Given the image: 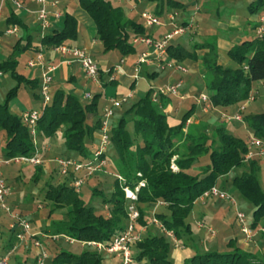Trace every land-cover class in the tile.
<instances>
[{
  "label": "trees",
  "instance_id": "trees-1",
  "mask_svg": "<svg viewBox=\"0 0 264 264\" xmlns=\"http://www.w3.org/2000/svg\"><path fill=\"white\" fill-rule=\"evenodd\" d=\"M78 1L95 22L96 36L105 53L119 50L126 56L136 51L132 37L145 33L141 23L127 20L122 8L116 6L112 0ZM263 8L264 0H257L249 5L251 13H258ZM15 21L19 23L18 20ZM77 36V18L67 13L63 18L62 29L52 30L41 41L47 46H56L74 40ZM207 46L209 50L202 56L195 49L189 50L174 41L167 50L170 58L178 62L188 58L202 59L205 85L213 106L227 108L239 104L240 107L252 93L254 83L264 82V38L256 36L233 46L228 51V56L236 64L235 67L225 66L219 61L215 44L207 43ZM17 67L18 61L14 53L0 64V70L10 72L17 81L6 100L0 103V129L4 130L6 136L3 146L6 157L32 155L36 151L29 128L20 116L11 112L9 102L17 95L21 85L35 83L33 87H38L40 80L27 79L19 73ZM163 96L166 95L160 97L159 103L153 101L150 88L139 100L128 104L130 106L116 121L115 117L120 110L115 111L111 120L110 147L116 154V170L132 188L141 179L146 181V185L138 191L135 204L140 212L136 227H146L147 231L145 229L141 240L134 245L133 257L135 261L146 260L148 264H175L171 258L174 245L172 238L155 227L153 217L159 219L167 230L185 243L188 239V243L197 240L194 237L193 222L189 221L196 200L212 186L219 185L222 178L229 177L233 171L241 170L232 178L233 188L242 199L254 205L253 219L249 225L252 228L260 225L261 230L264 228L262 158L247 160V141L233 134L224 123L212 129V134L208 132V125H187V120L194 114L195 106L183 115L178 125L171 126L162 106L171 98ZM100 98L101 94L98 93L89 103H84L77 95L58 90L41 114L37 140L40 137L51 138L62 130L65 148L79 155L72 157L66 152L67 156L64 157L80 161L92 159L93 153L86 147L85 142L87 137L93 141L95 134L99 132L103 117L99 106ZM126 106L127 103L123 107ZM90 120L93 122L90 123ZM130 121L132 129L129 128ZM242 121L248 124L253 136L264 139V112L248 115L244 112ZM175 156L178 170L171 167L172 158ZM195 168L197 170L193 172ZM67 177L71 178L69 183L57 184L49 181L45 194L52 202L50 214L56 210H67L68 226L56 229L54 233H46L67 234L77 240L108 242L127 228L131 201L126 197L123 184L117 178L111 192H93L94 196H100L103 203L108 205L109 214L106 215L99 212L96 206L87 203L81 191L76 190L73 174ZM159 201L163 202L166 210L151 214L150 204ZM61 239L65 240L61 237L55 241ZM228 245L227 249H207L204 253H199L196 248L195 253L184 264H264L259 254L237 246L234 239ZM203 247L207 248V245L204 244ZM82 248L84 251L81 252L60 249L51 255L50 264H103L104 254L90 246Z\"/></svg>",
  "mask_w": 264,
  "mask_h": 264
},
{
  "label": "crops",
  "instance_id": "crops-1",
  "mask_svg": "<svg viewBox=\"0 0 264 264\" xmlns=\"http://www.w3.org/2000/svg\"><path fill=\"white\" fill-rule=\"evenodd\" d=\"M22 1L24 4V8L21 10L16 8V6L10 0H5L3 2V20L1 22V28L5 29L10 25L17 24L20 27V33L17 35L2 34L0 42V64L5 62L14 53L15 58L18 61L17 69L19 73L24 75L29 80H40V68H31L27 65V62L31 58H33L41 48H43L46 61L50 64L57 65V69L53 74V83L51 89L52 98L58 90H64L67 93L77 95L80 99L83 98L86 92H90V87L88 83L89 79L86 78L84 70L81 64L76 60V58L72 55L63 56L54 50V46H47L41 41L44 35L51 32L52 30L62 29L63 18L65 14L70 13L77 18L78 36L76 39L70 40L65 44H72L86 49L99 63V66L101 68V85H97L91 80L90 81L93 83L94 87H97V92H95L94 95L98 93L101 94L99 106L100 112L102 114L103 108L108 103L110 97L123 96L131 92L132 96L131 98H129V100L133 98L136 99V96L138 95L141 97L144 96L152 86L182 81L180 95H166L170 96L171 100L168 103L162 104L164 111L168 116L169 124L171 126L178 125L181 122L183 115L193 106H195V111L190 118L196 119L193 122L194 124L203 121H206L207 123L211 122L207 114L208 110H204L203 104L199 103L196 98L197 94H200L202 92L207 93L204 89L202 90L200 88V84H196V79L197 82L199 80V72L204 70L202 59L188 58L180 62L188 68V72H181L169 68L165 70H160L153 63H144L141 66L139 77L135 78L134 68L137 63V60L142 54V52L148 49L145 44H140L139 47L134 44L136 48V51L134 53H131L126 56L121 55L117 61H114L112 59H109L107 56V54L111 51L106 53L103 51L102 43L96 36L97 30L95 22L88 15V13L80 6L78 0H58V5L56 7L49 5L48 8L51 12L61 9L60 12L62 13V16L59 19H56L53 16V24L51 28H49L45 32L42 31L39 21L37 19L36 11L40 7L39 4L31 0ZM112 1L116 6L122 8L125 14V18L127 20H133L143 25V27L145 28V33L141 35L162 37L167 32L172 31L174 29V25L172 24L170 15L173 13L177 14L176 19L174 21L177 24H188L190 22H193L194 27L185 34L175 36L174 43L181 44L189 50L195 49L196 53L199 56H202L209 50L207 43L210 42L208 39L205 40L204 38H208L213 32V29L215 28L225 30L226 32H232L226 38L223 37L220 39L219 48L222 52L226 53L227 56L228 51L236 44L240 43L243 40L252 39L256 37L254 26L258 22L259 15L263 14L264 10L263 8L258 13H250V15L246 18H242L238 10L239 2L242 0ZM144 1L146 2L145 7L140 8V5ZM250 1V4L254 2L252 0ZM198 5L199 9H197ZM224 9L227 10L226 15H223L222 11H225ZM146 10L158 15L161 20H163L165 23L161 26L147 28L144 25L143 18L141 16L142 13ZM15 20H18L19 23H17ZM212 24H216V27H212ZM134 37L136 36H133L132 39ZM18 42L19 44L17 45ZM197 46L203 47L199 48ZM25 47L26 50H24ZM140 49H143L141 51V54H139L138 52V50ZM221 51H218L219 61ZM122 58H125L126 60L123 69L122 71L115 73V79L111 80L110 74L106 72V69L118 64ZM131 61L133 62L129 63ZM257 83L259 84V86H262L264 84L263 81H259ZM34 84L35 83H24L23 85H21L17 95L13 97L12 100L9 102V107L13 114L21 117L24 111L37 109L33 105L31 107H26V103L28 104L30 100H32L33 103H35L37 99L42 100L40 95V85L38 87H33ZM16 85L17 81L11 76L10 72H4V75L0 80V103H3L6 100L9 91ZM23 86L25 88L31 87L33 88V90L37 89L39 93H34L33 97L30 93V96H27V93L24 94L22 92ZM192 97L195 98V101H197V103H191L189 101L193 99ZM128 101L126 103H128ZM184 105L186 106V110L183 107ZM123 106L117 110H122ZM238 109L239 104H234L227 108H220L219 111L223 113V118L227 119V116L229 118L231 117L229 121H226L225 119L223 121L222 118L221 122H223L233 134L240 136L241 131H243V124L245 122L243 123V121H239L232 118L236 114ZM59 135L60 134L58 133L57 135L51 138H39L40 142L44 143L43 150H40L38 148L40 156L43 160V163L41 165H32L25 163H18V165L23 166L24 169L26 168L31 171L38 167H45L47 165V162H56V159L58 157H61L60 155L64 154V152L66 151L63 134L61 136ZM95 135L98 136V133H96ZM39 140L37 147H39L40 144ZM94 150L95 149L91 150V152L93 153ZM4 157L6 156L2 148V143L0 142V158ZM16 164L17 163H13L12 165L15 166ZM262 171L264 172V163H262ZM237 172L238 171H233L230 173L229 177L222 178L221 182L219 183L220 187L222 186L221 188L226 189L227 187L224 186H226L228 182H226L225 179L228 180V178L230 177L232 185V178L235 176V174H237ZM9 201L10 206L14 205L15 207H18L19 199L15 196L14 193H11L8 199V203ZM163 206L164 205L162 204L151 203L149 212H151V214H153L154 212H158V209ZM237 210H239V206H235L229 201L220 198L212 197L206 200L197 199L195 202L194 210L192 212V228L194 230V235H197V240L199 241L200 246L202 245L203 247L205 240L202 238V232L207 234V236H209L210 238L209 242L211 243L210 245H207L208 249H218V239L215 238L217 234V236H219V240L221 238V246L224 245V247H219L220 249H227L230 240L234 239L237 246H240L241 248L247 251L259 254V256L264 260V232H262L261 230L262 227L259 225L256 228H252V238L250 240H247L241 230L239 228H235L237 222ZM9 220L10 221L8 223V227L11 222V219ZM199 223H205L207 225L210 224L209 226H211L215 230V234L209 232L207 227L200 226ZM3 225L4 222L0 219V233L3 237L1 243V253H3L4 250L8 248L15 240V235L10 230V227L9 234H3L1 232ZM155 227L157 229L159 228L157 225ZM143 228L144 231L145 229L147 231L146 227ZM236 230L238 232H236ZM43 232L46 233L45 231ZM195 250L196 248H190L189 246L187 247L183 244L181 246L173 245L171 250V258L175 264H184L185 261L195 253ZM30 251H34L35 254V250L32 244L27 246L22 245L12 257L13 263L35 264V255L34 260H30L29 258ZM139 263L146 264L147 261H135L133 264ZM103 264H119V259L113 254L104 253Z\"/></svg>",
  "mask_w": 264,
  "mask_h": 264
},
{
  "label": "built area",
  "instance_id": "built-area-1",
  "mask_svg": "<svg viewBox=\"0 0 264 264\" xmlns=\"http://www.w3.org/2000/svg\"><path fill=\"white\" fill-rule=\"evenodd\" d=\"M0 3V42L2 34L14 35L20 33V27L17 24L10 25L5 29L1 28V22L3 20V2ZM18 9H23L24 4L22 0H10ZM39 4V8L36 11L37 19L41 26L43 32L51 28L53 24V16L59 19L62 13L59 10L51 12L49 10V5L57 6L58 0H31ZM199 9V5L197 6ZM176 13L170 15L172 24L174 25V30L167 32L162 37H155L150 35H140L132 39L133 44H145L147 50L142 52L139 56L137 63L135 65L134 77L138 78L140 75L141 66L144 63H153L160 70L175 69L181 72H188V68L182 63L169 57L168 46L174 41L175 36L187 33L194 27V23L190 22L188 24H177L175 21ZM142 18L144 25L147 28H153L155 26H161L165 22L161 18L151 11H144L142 13ZM256 36L264 38V16L258 18V25L255 29ZM54 50L63 55H72L81 64L85 76L97 85H101V68L97 60L84 48L78 47L72 44H60L54 46ZM125 58H122L120 62L111 68L106 69V72L110 74V79H115V73L122 71L125 64ZM27 65L31 68H40V95L42 98L44 108L42 110L31 109L24 111L21 115L23 123L29 128L31 136L34 143L36 144V151L32 155H17L13 157L0 158V162L7 164L13 163H25L32 165H41L43 160L40 156L39 149L37 147V132H38V122L41 117L43 110L52 101V83L53 74L57 69V65L50 64L45 59V54L43 48H41L36 55L31 58ZM4 75V71L0 70V80ZM182 87V81L175 83H168L164 85L152 86V99L155 102H160V97L162 95H180V88ZM132 93L129 92L123 96L110 97L108 103L103 108V117L101 126L98 132L100 139V144L97 149L93 152V158L88 161H80L75 158L70 157H58L56 162L58 164V172L60 175L68 176L73 174L74 176V186L77 191H81L82 187L86 182V178L90 177L97 171H102L108 164L107 156L105 155L107 150L111 145V131L112 124L111 120L115 114V111L121 108L128 100L131 98ZM93 94L91 92H86L84 98L86 100L93 99ZM255 99V95L251 93L248 99L240 105L236 114L232 117L236 120H243V113L247 109L248 103ZM198 102L203 104L204 110H209L213 105L210 100V96L207 93H200L198 96ZM231 118V117H230ZM191 123V118L187 120V125ZM249 151L246 155V159H251L254 157L264 158V139L251 136L248 141ZM174 162V161H173ZM173 170H178L176 164L171 165ZM85 173L83 176L82 174ZM138 175H141L139 173ZM115 177L123 184V189L125 191L126 197L131 201L129 205V224L126 229L118 232L110 241H98V240H77L67 234H47L35 228L31 221L19 213H15L11 210L8 199L11 195V187L8 185L3 173L0 171V207L9 214L11 222L9 224L10 230L15 235L14 242L1 253V243L2 234L0 233V264H14L12 257L17 252V250L22 245H33L35 250V264H47V261L51 258V254L48 250L47 244L43 241V237L51 238L55 241L63 237L70 244H80L82 247L90 246L98 253H110L119 259V264H133L135 262L133 257V247L141 240L144 228L138 229L136 227V221L140 215L139 209L136 207L135 202L138 199V191L140 187L146 185V181L141 179L135 188H132L127 184L126 179L123 175L116 172ZM220 198L229 201L231 204L238 206L236 198L226 189L221 188L218 185L212 186L210 189L206 190L199 199L206 200L208 198ZM158 204H163L159 201ZM236 221L247 240H250L253 235L252 227L247 223V214L243 211L237 210ZM153 222L161 230L166 232L173 241L175 246H181L180 240L176 235L167 230L163 223L153 217ZM200 226L207 227L209 232L215 234V230L205 224L199 223ZM264 231V228L262 229Z\"/></svg>",
  "mask_w": 264,
  "mask_h": 264
},
{
  "label": "rangeland",
  "instance_id": "rangeland-1",
  "mask_svg": "<svg viewBox=\"0 0 264 264\" xmlns=\"http://www.w3.org/2000/svg\"><path fill=\"white\" fill-rule=\"evenodd\" d=\"M252 1H257V0H252ZM250 2H251L250 0H242L239 2L238 10H239V14L241 15L242 18L243 17L246 18L247 16L250 15V13H251L249 11ZM145 5H146V2L144 1L140 5V8L145 7ZM220 9H222V8H220ZM222 12H223V15L227 14V10L222 11ZM260 16H264V10H263V14L259 15V17ZM257 25H258V22L254 26V29H256ZM212 27L215 28L216 24H212ZM230 33H232V32H230V31L226 32L225 30L215 28V29H213V32L211 33V35L208 38H204V39L205 40L208 39L210 43H213L216 45L218 51H221V49L219 48L220 39L223 37L226 38L227 36H229ZM255 35H256V31H255ZM140 44L141 43L137 44L136 46L139 47ZM141 45H143V44H141ZM142 50L143 49L138 50L139 54H141ZM121 55L122 54L119 50H112L111 52H109L107 54L108 58L112 59L114 61H117ZM220 61H221V63L224 62L225 64L224 63H222V64L225 66H228V67H235L236 66V64L230 58H228L226 53H224L222 51L220 52ZM132 62L133 61H131L129 63H132ZM198 79H199L198 82L196 79V84L197 83H198V85L200 84V88L202 90L204 89L207 92V94H209V92L206 88V85H205L206 84V78L204 76L203 70L201 72H199ZM88 81H89L88 83H89V87H90L89 91L94 95V93L97 92V90H96L97 87H94L93 83L90 80H88ZM22 92L24 94L27 93L28 94L27 96H30V94H32L31 95L32 97H33L34 93H39V91L37 89L33 90V88H31V87L25 88L24 86H23ZM252 94L255 95V99L252 102L248 103L247 110L245 111V115L264 112V84L262 86L261 85L259 86V84L257 82L254 83ZM250 95H251V93H250ZM198 96H199V94L196 95L197 99H198ZM136 97H137L136 99H134V98L130 99L127 103V106L123 107V109L117 113V115L115 117V121L121 115V113L132 104V102H134V101L136 102L137 100L140 99L141 96L138 95ZM34 100H36V99H34ZM81 100L84 103L90 102L89 100H85L84 96ZM189 101L191 103L192 102L197 103V101H195V98H193ZM128 104H130V105H128ZM32 105L35 108H37L38 110H42L44 108L43 102L41 99L40 100L37 99L35 101V103H33L32 100H30V102L28 104L26 103V107H31ZM183 107L186 110V106L184 105ZM219 109H220V107L212 106L208 110L207 114L209 116V119L211 120L210 123L203 121V122H199V123L194 124L193 122L196 119H191L190 124L208 125V127H209L208 132L210 134H212L211 133L212 129H214L217 125L223 123V122H221V119L223 118V115H222L223 113L220 112ZM129 118H131V117L129 116ZM224 119L226 121L230 120V118L228 116H227V119L223 118V121H224ZM92 122L93 121L90 120V123H92ZM129 128L132 129V122L131 121L129 124ZM242 130L243 131H241L240 137H242L248 143V141L250 140V137L252 136V131L250 130V127L248 126V124L246 122L243 124ZM247 130H249V131H247ZM58 133L60 134L59 136H61L63 134V131L61 130ZM5 138H6V136H5L4 130L0 129V142L2 143V148L5 144ZM39 142H40V140H39ZM99 144H100V139H99V136H97V135L94 136L93 141L91 140V138L87 137L86 142H85L86 147L90 151L93 149H97ZM43 146H44V143L40 142L38 148L40 150H43ZM66 152H68L70 155H72V157L73 156L79 157V155L76 154V152L70 151V150L68 151L67 149L64 152V154H61L60 156H67ZM105 155L107 156V160H108L107 166L104 168V170L97 171L93 175H91L90 177L86 178V182L81 189V194L87 203L96 206L99 212H103L106 215H108L109 214V209L107 208L108 205H105L103 203L102 198L100 196H94V194H93L94 190H104L106 193H109L113 190V187H114V181L116 178L115 174H116V172H118L116 170V167H115L116 161L114 159V157H116V154H115L114 149L112 147H109V149L107 150ZM176 157L177 156L172 158L171 165H172V163L176 164V162H175ZM203 159H206V158H203ZM261 163H264V158H262ZM38 168H40L41 170L39 171L36 168V169L29 171L26 168L24 169L23 166L18 165V163L15 166L12 164L4 163V162L0 163V171L3 173L4 178L6 179L8 185L11 187V192L14 193L15 196L19 199L18 207H15L14 205L10 206V201H9V206H10L11 210L13 212L19 213V214L23 215L24 217H26L27 219H29L31 221L32 225L35 228H37L38 230H41L42 232L45 231V232H49V233H54V232H56V229L64 228V227L68 226L69 217L67 216V210L66 209L56 210L54 213L50 214L52 202L46 198L45 189H46V186H47L49 181H53L57 184L58 183H65V182L69 183L71 178L59 174L57 162H47V165L45 167H38ZM196 170L197 169L195 168L193 172H196ZM238 172L240 173L241 170H238ZM82 175L84 176L85 173H83ZM225 180L228 183L224 187H227L226 189L236 198L238 206H239V210L243 211L247 214V223L251 225L252 219H253L254 205L251 204L250 202L247 203L244 199H242V196L237 191H235V189L231 185V177L228 178V180L227 179H225ZM261 184L264 188V172L263 171H261ZM110 188H112V189H110ZM165 210H166V206H163V207H160L158 209V212H162ZM6 213L0 207V219L3 220V222H4V225H3L2 231H1L3 234H9L8 223L10 221L9 219H11V218L8 215V213L7 214ZM192 218H193V216L191 215L189 218L190 222H193ZM208 225H210V224H208ZM235 228H239L237 222H236ZM237 230H236V232H238ZM143 234H145V233L143 232ZM143 234H142V236H143ZM217 235L215 238L218 239V242H217L218 246L224 247V245L221 246V244H222V241H220L221 238L219 240V236H217ZM194 237L197 238V235H194ZM202 238L205 240L204 244H206V245L211 244L209 242L210 238H209V236H207V234L202 232ZM42 239L47 244V247L49 248L48 250H50L49 252L51 253L52 256L54 253H57L60 249L68 250L71 252L84 251V249L78 243L70 244L66 240H63V239L54 242L53 240H51V238H46V237H44ZM179 240H180L181 244H183L187 247L190 246V248H192V247L198 248L199 253H204V252L208 251L207 250L208 248H203L202 245L200 246L199 241L196 239L189 242V243H188V241H189V239H188L186 242L189 245L187 243H185L183 240H181V239H179ZM216 240H214V241H216ZM34 255H35L34 251H30V254H29L30 260H34ZM49 261H51V260H49ZM49 261H48V264H49ZM139 264H145V263H139ZM146 264H148V263H146Z\"/></svg>",
  "mask_w": 264,
  "mask_h": 264
}]
</instances>
